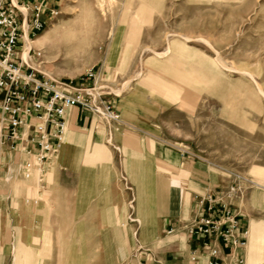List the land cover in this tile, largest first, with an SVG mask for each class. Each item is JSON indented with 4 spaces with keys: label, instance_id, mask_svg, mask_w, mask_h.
<instances>
[{
    "label": "rangeland",
    "instance_id": "374dc122",
    "mask_svg": "<svg viewBox=\"0 0 264 264\" xmlns=\"http://www.w3.org/2000/svg\"><path fill=\"white\" fill-rule=\"evenodd\" d=\"M53 2L56 15L37 36L41 41L28 48L40 57L31 54L29 64L39 77L71 82L73 87L94 74L93 94L117 100L116 106L120 103V124H107L87 111L79 125L89 137H82L84 148L76 167L98 174L99 222L112 221L107 207L118 195H128L130 205L135 204V182L120 179V155H127L113 148L114 135L119 141L125 127L137 139L175 146L181 156L210 169L215 179L224 180L215 191L237 186L241 200L257 193L256 201H264V0ZM77 29L92 33L86 32L76 44L63 43L61 50L62 32ZM102 70L104 75L98 77ZM91 143L98 148L91 150ZM152 147L150 153L155 152ZM30 181H37V172ZM34 182L21 176L0 182L4 209L16 198L20 203L27 200L36 220L60 224L57 231L52 229L56 236L48 238L50 260L34 264H137L133 255L121 256L120 245L112 247L114 262L108 248L106 255L101 237L121 240L120 226L75 229V222H91V214L85 213L90 198L83 199L80 214L78 198L68 199L58 184L46 183L53 199L44 203L42 212L44 198ZM10 221V213H5L4 225Z\"/></svg>",
    "mask_w": 264,
    "mask_h": 264
},
{
    "label": "crops",
    "instance_id": "0c3cea01",
    "mask_svg": "<svg viewBox=\"0 0 264 264\" xmlns=\"http://www.w3.org/2000/svg\"><path fill=\"white\" fill-rule=\"evenodd\" d=\"M103 75V70L98 73V77ZM106 101L118 112L116 107L120 103L116 106L117 100L106 98ZM86 112L80 106L66 111L64 141L55 160L32 169L31 175L37 172L36 182L30 181V177L25 179L21 167L23 161L32 159L37 151V146L27 140V136H33V131L26 127L20 128L18 132L21 137L15 142L6 140L4 131L0 132V182H8L19 176L34 182L40 189L37 194L41 199L44 198L40 209L42 212L44 206L53 199L48 194L46 183L58 184L59 192L67 195L68 199L78 198L76 207L80 214H83V199L90 198L89 210L84 212L91 214V222H75V229L81 231L83 225L120 226L121 240L115 242V238L101 237L104 250L108 248L111 262H114L112 247L120 245L121 256L125 258L133 255L137 264H264V201L260 204L256 201L258 194L254 193L248 200L236 197L229 202L228 217L221 218V231L230 232L227 241L189 233L202 217L196 213L198 197L205 192L215 191L224 180L221 177L215 179L210 169L201 168V163L181 156L175 146L163 147L162 144L153 145L137 139L128 131V127L120 132L119 141L114 135L113 148L117 147L127 155L124 158L120 153V179L121 182H135L131 183L136 189L135 204L130 205L132 202H129L128 195H118L117 200L107 207L113 216L112 221L99 222L98 174H86L76 167L81 155L79 151L84 148L82 137H87L79 127ZM122 124L127 125L124 122ZM87 134L91 135V131L88 130ZM151 145L154 146L153 153L149 152ZM91 146V150L98 148L94 143ZM262 196L264 198V192ZM3 197L0 189V264H34L50 260L51 245L48 238L56 236L52 229L56 230L60 224L36 220L32 217L35 209L27 200L20 203L16 198L10 207L4 209ZM5 213L11 215V221L6 225L3 223ZM220 216L219 212L213 219H219ZM131 225H134L133 229L135 227L132 235ZM132 246L137 248L132 249Z\"/></svg>",
    "mask_w": 264,
    "mask_h": 264
},
{
    "label": "built area",
    "instance_id": "2783aa9c",
    "mask_svg": "<svg viewBox=\"0 0 264 264\" xmlns=\"http://www.w3.org/2000/svg\"><path fill=\"white\" fill-rule=\"evenodd\" d=\"M55 6L53 0H0V120L3 123L0 132L4 131L6 140L15 142L21 137L20 128L33 131V136H27V140L37 146V151L21 165L25 179L30 177L33 168L42 167L58 154L66 134L64 116L68 109L80 106L107 124L120 122L113 105L103 95L93 94L97 84L94 74H89L80 87H73L71 82L39 77L38 71L29 64L31 54L40 57L34 50H28L27 62L20 56L27 40L42 33L46 22L56 15ZM108 138L111 140L110 133ZM239 190L231 186L228 190L199 196L196 213L202 217L189 233L214 236L223 241L230 239V232L221 231V218L228 217L229 202ZM219 212L220 218L214 220L213 216Z\"/></svg>",
    "mask_w": 264,
    "mask_h": 264
},
{
    "label": "bare ground",
    "instance_id": "6f19581e",
    "mask_svg": "<svg viewBox=\"0 0 264 264\" xmlns=\"http://www.w3.org/2000/svg\"><path fill=\"white\" fill-rule=\"evenodd\" d=\"M86 32L92 33V31H85V30H80V29L69 30V31L67 30L66 32H62V35L60 36V40H61V43H62V44L60 43L62 45V46H60L61 50L63 49V47H65V46H63V43L64 44H68V43H75L76 44L78 41L84 39V37L86 35ZM40 41H41V37L40 38L37 37L33 41L32 40H27V42H26L27 43V48H26V50L24 49L23 53H21L24 61L26 60V57H27V50L29 48V45L32 42H40ZM108 256H110V255L108 254Z\"/></svg>",
    "mask_w": 264,
    "mask_h": 264
}]
</instances>
